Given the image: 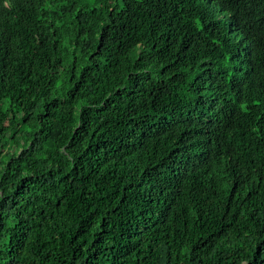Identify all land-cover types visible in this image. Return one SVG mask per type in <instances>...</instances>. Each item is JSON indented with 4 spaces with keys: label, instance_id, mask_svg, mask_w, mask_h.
Masks as SVG:
<instances>
[{
    "label": "trees",
    "instance_id": "16d2710c",
    "mask_svg": "<svg viewBox=\"0 0 264 264\" xmlns=\"http://www.w3.org/2000/svg\"><path fill=\"white\" fill-rule=\"evenodd\" d=\"M7 1L0 264H264V0Z\"/></svg>",
    "mask_w": 264,
    "mask_h": 264
},
{
    "label": "clouds",
    "instance_id": "9594fccd",
    "mask_svg": "<svg viewBox=\"0 0 264 264\" xmlns=\"http://www.w3.org/2000/svg\"><path fill=\"white\" fill-rule=\"evenodd\" d=\"M9 7V2L7 0H1V8H2V11H4V8H7ZM215 7V5H214Z\"/></svg>",
    "mask_w": 264,
    "mask_h": 264
}]
</instances>
